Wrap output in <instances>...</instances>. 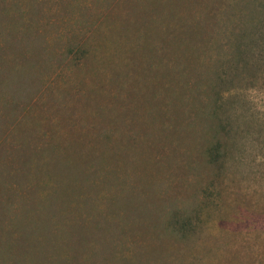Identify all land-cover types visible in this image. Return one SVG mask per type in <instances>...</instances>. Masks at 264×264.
<instances>
[{"label":"rangeland","instance_id":"1","mask_svg":"<svg viewBox=\"0 0 264 264\" xmlns=\"http://www.w3.org/2000/svg\"><path fill=\"white\" fill-rule=\"evenodd\" d=\"M0 264H264V0H0Z\"/></svg>","mask_w":264,"mask_h":264}]
</instances>
